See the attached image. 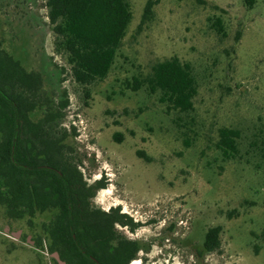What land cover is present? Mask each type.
I'll use <instances>...</instances> for the list:
<instances>
[{
    "label": "rangeland",
    "instance_id": "1",
    "mask_svg": "<svg viewBox=\"0 0 264 264\" xmlns=\"http://www.w3.org/2000/svg\"><path fill=\"white\" fill-rule=\"evenodd\" d=\"M146 1L128 0L125 36L87 98L54 49L44 0H0V48L42 77L34 119L66 102L52 131L86 183L103 182L92 204L136 224L114 226L139 245L130 264H264V0H153L139 27ZM171 57L197 83L188 113L131 87ZM221 127L237 131L230 156L216 145ZM30 219L0 209V264H57L41 228L47 216ZM215 226L220 247L206 252Z\"/></svg>",
    "mask_w": 264,
    "mask_h": 264
},
{
    "label": "trees",
    "instance_id": "2",
    "mask_svg": "<svg viewBox=\"0 0 264 264\" xmlns=\"http://www.w3.org/2000/svg\"><path fill=\"white\" fill-rule=\"evenodd\" d=\"M255 1L245 0L248 7ZM44 2L54 35V49L64 56L73 81L83 89L87 98L90 86L106 77L125 36L132 18L129 2ZM154 4L153 0L146 1L139 27L150 17ZM42 81L39 72L26 71L18 60L0 49V209L10 219L28 217L31 221L28 211L33 206L55 208L58 215L51 227L43 232L50 254L56 252L64 264H130L139 245L119 236L114 229V225L120 223L133 230L136 224L130 218L119 215L115 208L110 212H93L84 199L78 205L73 185L68 181L60 182L61 175L57 173L46 170L39 174V184L30 188L27 179L30 159L39 157L43 163H49L60 156L70 160L68 154L71 148L63 142L64 136L57 137L51 131L59 123V110L66 102L52 107L48 104L40 118L32 119L29 115L45 105L42 103ZM143 85L150 93L159 92L160 100L166 102L169 109L179 113H188L193 109L197 83L190 66L177 57L154 63L144 77L134 78L131 83L134 90ZM236 138V130L219 128L217 148L222 154L230 156L236 151ZM137 153L143 155L140 151ZM34 168L37 170V167ZM76 172L80 177V172ZM47 174L55 179L46 180ZM103 185L98 182L95 188ZM219 233V226L206 231L202 243L204 251L211 252L220 247ZM41 241L39 236L37 242L40 245ZM52 259L55 260L54 257Z\"/></svg>",
    "mask_w": 264,
    "mask_h": 264
},
{
    "label": "flooded vegetation",
    "instance_id": "3",
    "mask_svg": "<svg viewBox=\"0 0 264 264\" xmlns=\"http://www.w3.org/2000/svg\"><path fill=\"white\" fill-rule=\"evenodd\" d=\"M16 60H18V59H16ZM20 65L26 71H35V70H27L22 65L21 62H20ZM34 111L29 113V115L32 119H34L32 117V114L34 113ZM46 131L50 132V129H47ZM37 147L39 148V145ZM32 154L35 155L34 152H32ZM30 161H31V167H29L30 170H29L27 179L30 183L31 189H33V187L35 185L39 184V182H40V180H39L40 175L39 174H43L44 172H46V170L50 171L52 173H57L58 175H61V181L60 182L64 183V182L68 181L70 183V185H73V188H74L73 195H74L75 199L77 200L78 205H81L82 199H84L87 202V205L89 206V210H91L93 212L100 210L92 204V199H93L95 192L98 189L102 188V186L98 189L95 188L96 185L98 184V182L103 183L102 181L97 180V181H94L93 183H90V184L86 183V181L82 178V175L80 177L79 176L77 177V172H76V170L78 171L77 166L75 164H73L70 160H66L65 158L62 159L60 156L56 157L54 160H52V162H49L50 164L49 163H43L41 161V158H39V157H34L33 159H30ZM17 167L19 168V166H17ZM34 167H37V170H35ZM75 167H76V169H75ZM71 174H73V175H71ZM49 178L55 179L50 174H47V177L45 179L47 180ZM36 188L38 189V187H36ZM93 188H95L94 192L92 190ZM45 189H47V186L43 187V191ZM110 211H108V212H110ZM28 215L32 216L33 218L35 216H38V215H46L47 220L41 224L42 230L45 231L47 228L51 227V224L54 221L55 216L58 215V211L55 208H50L49 206H46L44 208H39V207L33 206V209H29ZM117 224H120V223H116L115 225H117ZM124 226H126V225H124Z\"/></svg>",
    "mask_w": 264,
    "mask_h": 264
},
{
    "label": "water",
    "instance_id": "4",
    "mask_svg": "<svg viewBox=\"0 0 264 264\" xmlns=\"http://www.w3.org/2000/svg\"><path fill=\"white\" fill-rule=\"evenodd\" d=\"M51 255H52V257L55 258V260L57 261V264H64L63 261L60 260L58 254L56 252L52 253Z\"/></svg>",
    "mask_w": 264,
    "mask_h": 264
}]
</instances>
